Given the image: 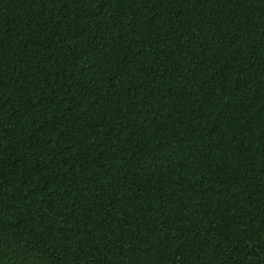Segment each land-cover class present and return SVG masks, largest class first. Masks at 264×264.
<instances>
[{"label": "trees", "instance_id": "1", "mask_svg": "<svg viewBox=\"0 0 264 264\" xmlns=\"http://www.w3.org/2000/svg\"><path fill=\"white\" fill-rule=\"evenodd\" d=\"M0 264H264V0H0Z\"/></svg>", "mask_w": 264, "mask_h": 264}]
</instances>
